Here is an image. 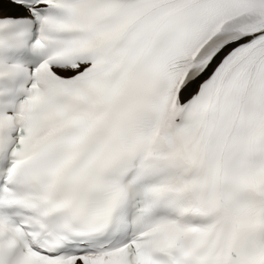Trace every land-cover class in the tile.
<instances>
[{"label":"snow or ice","instance_id":"6c2138e0","mask_svg":"<svg viewBox=\"0 0 264 264\" xmlns=\"http://www.w3.org/2000/svg\"><path fill=\"white\" fill-rule=\"evenodd\" d=\"M0 264H264V0H0Z\"/></svg>","mask_w":264,"mask_h":264}]
</instances>
